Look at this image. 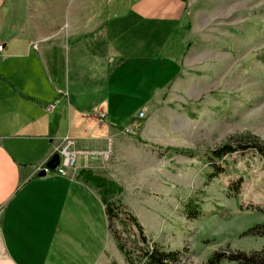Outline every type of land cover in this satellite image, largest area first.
<instances>
[{
  "label": "crops",
  "instance_id": "0c3cea01",
  "mask_svg": "<svg viewBox=\"0 0 264 264\" xmlns=\"http://www.w3.org/2000/svg\"><path fill=\"white\" fill-rule=\"evenodd\" d=\"M184 14L183 0H0V264L67 257L94 207L112 239L101 195L78 174L122 182L135 145L123 132L151 103L132 108L136 82L150 81L158 60L153 37L169 35ZM186 41L163 62L178 65ZM69 138L75 167L40 177Z\"/></svg>",
  "mask_w": 264,
  "mask_h": 264
},
{
  "label": "rangeland",
  "instance_id": "374dc122",
  "mask_svg": "<svg viewBox=\"0 0 264 264\" xmlns=\"http://www.w3.org/2000/svg\"><path fill=\"white\" fill-rule=\"evenodd\" d=\"M183 1L185 14L169 25V35L153 37L158 60L150 81L136 82L132 98V108L151 98L150 107L123 132L135 141L124 184L111 180L150 243L182 251L187 264H204L215 251L264 248V236L244 234L264 222V158L237 152L220 161L221 170L209 158L241 134L264 139V0ZM182 36L187 41L178 65H165L166 51ZM92 211L89 232L73 234L67 257L57 254L49 264H127L108 236L103 210ZM114 229L127 248L137 247L128 220L115 221Z\"/></svg>",
  "mask_w": 264,
  "mask_h": 264
},
{
  "label": "trees",
  "instance_id": "16d2710c",
  "mask_svg": "<svg viewBox=\"0 0 264 264\" xmlns=\"http://www.w3.org/2000/svg\"><path fill=\"white\" fill-rule=\"evenodd\" d=\"M237 152L242 154L251 152L264 158V139L252 133L241 134L237 137L236 143H226L222 147L213 150L209 154V158L213 161V166L221 170L220 161L225 156L233 155ZM78 179L94 186L101 195L109 230L116 241L119 251L124 255L127 264H187L184 261L182 251L167 249L157 242L150 243L138 217L126 209L122 202L120 198L121 187L114 180L97 175L86 169L79 172ZM240 184L241 180L235 184L237 188L233 187L235 191L239 189ZM117 220L121 223L128 220L137 230L139 238L135 249L127 248L120 232L114 229V222ZM244 234L264 236V222L250 227ZM225 260L238 264H264V248L249 252L244 250L215 251L204 264H223ZM112 264L117 263L114 261Z\"/></svg>",
  "mask_w": 264,
  "mask_h": 264
},
{
  "label": "built area",
  "instance_id": "2783aa9c",
  "mask_svg": "<svg viewBox=\"0 0 264 264\" xmlns=\"http://www.w3.org/2000/svg\"><path fill=\"white\" fill-rule=\"evenodd\" d=\"M4 45L0 43V52L3 50ZM144 115V113L142 112ZM72 141L66 142L59 150L61 162L55 169V172L61 175H68V168H73L76 162V154L70 150ZM49 171V170H48Z\"/></svg>",
  "mask_w": 264,
  "mask_h": 264
},
{
  "label": "water",
  "instance_id": "95a60500",
  "mask_svg": "<svg viewBox=\"0 0 264 264\" xmlns=\"http://www.w3.org/2000/svg\"><path fill=\"white\" fill-rule=\"evenodd\" d=\"M60 163V153L57 152L46 162L45 168L41 169L38 173L40 177L47 175L48 170L49 171H55L57 166Z\"/></svg>",
  "mask_w": 264,
  "mask_h": 264
},
{
  "label": "bare ground",
  "instance_id": "6f19581e",
  "mask_svg": "<svg viewBox=\"0 0 264 264\" xmlns=\"http://www.w3.org/2000/svg\"><path fill=\"white\" fill-rule=\"evenodd\" d=\"M60 162H61V159H60ZM60 164V163H59Z\"/></svg>",
  "mask_w": 264,
  "mask_h": 264
}]
</instances>
